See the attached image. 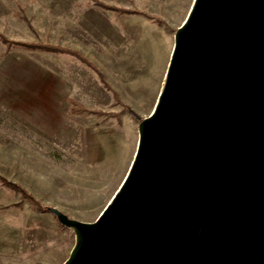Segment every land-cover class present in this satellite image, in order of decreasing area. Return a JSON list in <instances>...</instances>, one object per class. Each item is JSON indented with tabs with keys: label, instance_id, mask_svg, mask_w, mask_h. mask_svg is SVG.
I'll return each instance as SVG.
<instances>
[{
	"label": "water",
	"instance_id": "obj_1",
	"mask_svg": "<svg viewBox=\"0 0 264 264\" xmlns=\"http://www.w3.org/2000/svg\"><path fill=\"white\" fill-rule=\"evenodd\" d=\"M120 185L61 264H264V0H193Z\"/></svg>",
	"mask_w": 264,
	"mask_h": 264
},
{
	"label": "rangeland",
	"instance_id": "obj_2",
	"mask_svg": "<svg viewBox=\"0 0 264 264\" xmlns=\"http://www.w3.org/2000/svg\"><path fill=\"white\" fill-rule=\"evenodd\" d=\"M102 1L143 9L172 25L187 14L170 4L185 0ZM21 11L33 29L18 16ZM140 17L93 5L91 0H0V32L7 38L40 39L78 50L133 109L140 91L132 84L138 81L130 80L136 72L126 73L124 65L118 73V64L111 61L113 55L130 57L131 49L119 41L132 28L129 24L145 18ZM172 28L166 29L174 34L176 27ZM117 42L114 50L111 45ZM162 82L143 80L141 89L157 95ZM69 98L93 110L120 112V120L71 113ZM134 110L145 116L137 107ZM137 127L95 71L75 56L18 45L7 48L0 40V174L20 183L44 205L77 220H95L127 173L132 160H125L120 151L133 136L137 139ZM115 148L120 151L113 159ZM74 242L73 230L61 226L50 211L37 210L0 183V253L6 254L0 255V264H56L68 257Z\"/></svg>",
	"mask_w": 264,
	"mask_h": 264
},
{
	"label": "crops",
	"instance_id": "obj_3",
	"mask_svg": "<svg viewBox=\"0 0 264 264\" xmlns=\"http://www.w3.org/2000/svg\"><path fill=\"white\" fill-rule=\"evenodd\" d=\"M189 2L190 0L179 1V2L173 1L170 2V4L178 5L180 7L179 12L186 14L188 13L187 11H189L187 10ZM124 14H129V13H124ZM133 15L135 16L137 15V17L141 18L140 14H133ZM141 16L145 17L143 15ZM184 19L185 18H183L181 22H178L176 25H172L168 23L165 19L164 20L171 27H178ZM129 26L132 28L128 29L125 32L123 41H119V43H123L126 48L131 49L128 54L127 52H125L127 56L130 55V57L129 58L123 57L122 54L118 55V57L117 56L114 57L113 55L111 63L113 64V66L118 64V66L115 67L114 69L118 73L119 72L122 73L123 68H125L124 65H126V68L124 69L126 73L131 72L132 74L136 72L135 76H133V78L132 77L130 78V80L138 81L136 83H132L134 86L137 85L138 87H140V91H136L135 93L136 98L134 99L135 101L134 103H136V106H134V109L137 107V109L145 113L146 116L153 110V107L156 103L159 93L157 95H154L153 90L149 92L148 91L144 92V90L141 89L142 85L140 82H142L143 80H150V81L162 80L164 82L167 65L174 45V34L172 33L173 31L171 32L167 30L163 24H159L156 21L149 19L147 17H145L143 21H140L139 23H136L134 25L129 24ZM119 43L117 42L115 44H112L111 48L117 50L119 48ZM114 58L116 62L114 61ZM122 58H125L126 61L124 62ZM124 76L126 79H128L127 75ZM131 103L133 102L130 101V104ZM137 139H135L133 136L130 143L125 145L122 151H120L119 148H115L114 149L115 156L113 157V159L117 158L118 156L117 154H119L118 151H120V153H123L122 156L125 160L127 159L132 160L137 145ZM3 254L4 253L2 254L0 253V255ZM62 262L63 260L56 264H61ZM45 263L51 264L50 262H45Z\"/></svg>",
	"mask_w": 264,
	"mask_h": 264
},
{
	"label": "trees",
	"instance_id": "obj_4",
	"mask_svg": "<svg viewBox=\"0 0 264 264\" xmlns=\"http://www.w3.org/2000/svg\"><path fill=\"white\" fill-rule=\"evenodd\" d=\"M91 3L93 5L115 11L117 13H129V14H140L143 15L149 19H152L156 21L159 24H163L167 29H173L162 17L152 15L144 10H141L139 8H125V7H119L114 4L105 3L102 0H91ZM18 16L26 22L28 27L33 29V26L30 23V19L25 15L24 12L18 13ZM176 29H174L175 31ZM0 40L6 44V47L9 48L12 45H18L24 48L28 49H35V50H45L50 52H56V53H64V54H70L75 56L79 61L87 65L89 68H91L95 73L97 74L100 82L103 84V86L111 91L114 103L118 104L122 107L123 110H126L130 112V114L133 116V118L139 122L141 121L142 117L126 102L123 101V99L120 97L117 90H115L109 82L106 80V77L104 73L99 69V67L91 61L89 58H87L85 55H83L81 52H79L76 49H72L68 46L60 45V44H53L49 43L47 41H42L40 39L33 40V41H21V40H12L7 38L3 33L0 32ZM68 102L71 104L70 112L71 113H94L97 115L105 114L106 116H115L118 120H120V112L112 113L108 112L105 113L101 110H93L90 108H87L83 104L77 102L73 98H69ZM0 183L9 189L13 190L14 192L18 193L21 198H25L34 208H36L39 211H49L48 205H44L42 202H40L31 192H29L24 186H22L20 183L12 181L5 177L4 175L0 174ZM60 224V223H59ZM61 225V224H60ZM63 226V225H61Z\"/></svg>",
	"mask_w": 264,
	"mask_h": 264
},
{
	"label": "bare ground",
	"instance_id": "obj_5",
	"mask_svg": "<svg viewBox=\"0 0 264 264\" xmlns=\"http://www.w3.org/2000/svg\"><path fill=\"white\" fill-rule=\"evenodd\" d=\"M110 200V199H109Z\"/></svg>",
	"mask_w": 264,
	"mask_h": 264
}]
</instances>
